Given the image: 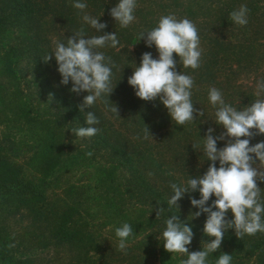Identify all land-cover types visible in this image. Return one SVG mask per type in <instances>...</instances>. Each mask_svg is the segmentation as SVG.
<instances>
[{
  "label": "trees",
  "instance_id": "1",
  "mask_svg": "<svg viewBox=\"0 0 264 264\" xmlns=\"http://www.w3.org/2000/svg\"><path fill=\"white\" fill-rule=\"evenodd\" d=\"M98 1L102 2L104 0ZM41 2L43 8H41ZM74 2L75 0H0V122L5 127L19 124L20 130L26 131L21 138L24 139L27 136L25 139L29 138L27 141L30 140L31 143L30 146H27L30 154L28 163H19L16 159H13L16 155L18 158L20 153L19 149H12L16 143L14 137L8 135L6 138L0 139V212L6 216H15L25 210L30 215L35 216L36 220L42 221L45 219L47 221L46 225L51 226L47 234H36L37 241H34L35 245L30 247L29 250L38 249L40 245L42 247L39 249L42 250L60 244L69 248H76V250L83 248L82 254L85 256L87 255V249L84 250V241L86 237L91 239L89 233L93 235L87 219L91 216V212L89 210L82 211L86 195L79 196L78 190L84 193L87 192L90 200H94L96 206H101L100 215L106 224L112 225L114 229L120 227L123 223H129L133 227V235L128 238V243L135 241L137 237L148 235L149 231L159 228V226H166L165 221L171 215H177L179 221L181 223L184 222L181 214L176 212L174 208L169 207L165 213H160L159 216H143L144 210L141 208L146 209L145 205H143V197L144 199L151 198L152 202H150L153 207L166 208V200L160 197L153 189L141 174L145 171H140L138 167L143 166V169L148 171L161 168V154H158V157L156 156L153 150L154 145L162 144L163 140L171 144L170 139H172L173 135H178L179 133L190 135L191 132H194V138H201L200 131L203 128L200 126L203 125H199L197 122V128L193 122L182 126L176 125L159 98L154 101H143L138 98L133 87L127 83L128 78L138 65L134 61L130 62L132 56L127 58L128 56L121 49L123 48L122 46L118 50L108 46L98 49L106 57H110L115 65L112 68L111 78L114 89L108 99L111 103L119 106L118 115L107 110L108 106L103 102L106 97L97 100L103 112L98 110L96 103L91 108L86 109L85 112H80L78 106L82 103L83 97L87 93H84L81 97L71 92V81L66 86L60 84V74L55 72V70L51 72L49 61L45 62L43 60L45 55L49 54L48 52L45 53V47L41 42L45 35L40 34L39 36V33L35 32L43 17L50 16L51 18L62 19L66 13L69 14L74 11L75 8L72 6ZM226 2L227 0H224V4ZM258 2L259 0H248V15L251 18L257 16ZM186 9H188L187 14L195 15L190 6H187ZM227 11L230 10L227 9ZM75 15L74 26L76 32L81 29H87L86 26L88 24L79 20L82 18V13L79 12ZM66 20L69 21L68 25H71V18L69 17ZM227 24L232 25L233 23ZM232 27L242 35L241 37H236L235 41L225 39L224 35L217 33L213 29L209 30L210 37H207L204 32L199 36L204 45V55L202 57V66L194 71V78L197 81L200 76L201 80L191 90L193 106L198 110L201 107L208 111L213 109L209 100H200H202L204 95H208L211 87L222 88L215 80L216 72L218 71L215 66L225 62H230L231 65L235 63L238 67L247 66L251 63L253 64L254 60L259 57V51L254 44L256 40L251 38L250 35L247 36V31L243 30L241 25L240 27L232 25ZM88 33L87 37L93 35V32ZM124 36L125 30L119 45L123 42L126 49L128 42L123 39L125 38ZM12 38L14 42L9 41ZM16 51H19V57L20 54H23L22 58L27 59L26 66L39 71V77L42 82L40 83L38 94L47 96L50 100L46 103L49 106L47 111L48 108H51L54 114L50 111L44 116L43 114L41 115L38 107L35 103H32L31 95L20 87L21 77L18 70V56H14ZM175 56L176 54L174 53L173 57L177 61V72L187 74L190 70H193L183 67L182 63L179 62V57ZM152 58L157 59L158 53L152 52ZM229 88L233 87L229 86ZM221 90L225 92L228 88ZM113 93L117 94L118 98ZM238 95L244 97V99L239 105L235 106L237 110H242L258 99L251 86L245 91L239 90ZM259 98H264V95ZM223 99L229 105L234 103L231 98L223 97ZM229 99H231V103L228 102ZM87 111L93 112L98 119L103 115L98 113H104L105 117L111 116L121 119V124H124L123 132H117L115 128L110 130L109 127L104 128L97 124L95 127L99 131L96 135L90 137L91 141L88 144L89 147L86 148L88 149L87 152L83 150V153L66 154L63 149L64 144L60 141L61 134L68 126L75 127L78 124H84L82 127L87 126L85 124ZM130 122L133 123V128L129 127ZM206 124L209 125V123ZM145 126L149 129V133L153 138L151 136L147 139L144 138L143 129ZM130 133H134L132 139L128 137ZM241 139H244V137H241ZM261 141H264V134L255 135L250 139V146L255 144V142L259 143ZM196 144V147H198L199 143L197 142ZM99 147L108 152L107 162H109L108 167H111V170L105 173L106 176L102 175L95 179L96 181L93 185H90V183L78 186L67 185L68 192L72 197L74 196V199L70 198L72 199L71 202H63V206L59 210H55L49 200V194L54 193L51 188L53 182L62 174L74 172V169L84 167L85 165H82V163L88 160V155L85 154ZM165 147L166 154H168L166 167L169 161L171 165L178 169L182 167L183 158L181 155L179 156L180 160L173 163L176 150L166 144ZM129 169L131 174L127 175V178L123 177L125 180L124 186L127 184L123 194L119 192V195L115 194L116 198L109 197L111 189L105 188L111 187L116 173L121 175V173L123 174V172H126L125 170ZM107 177L109 178L108 180H106ZM105 180L110 183H104L105 188L98 195L99 186ZM131 183L132 187L136 188L133 194L130 193L129 189ZM117 190L118 188L115 189V192ZM112 192L114 191L112 190ZM127 193L129 196H136L135 193H138L136 196L138 201L136 203H129L128 200L130 201V199L126 201L123 197L127 198ZM136 205L140 208L137 215H135L137 213L135 211ZM130 212L135 216H132ZM25 234L26 239L32 238L31 232H26ZM251 237L253 238L245 235L240 239L236 237L233 229H227L220 245L222 250L216 255H214L215 252L209 254L206 264H215L222 253L230 254L232 258L238 254L242 257L256 254L258 264H264V234L257 232ZM87 248H92L90 250L97 249L90 246ZM161 254L163 256L161 259L162 264H166L164 259L166 250L163 244ZM172 257L174 256L172 255ZM39 260L41 258L36 259L31 252L30 254L19 252L18 259L15 261L12 259V262L13 264H41L42 262Z\"/></svg>",
  "mask_w": 264,
  "mask_h": 264
},
{
  "label": "rangeland",
  "instance_id": "2",
  "mask_svg": "<svg viewBox=\"0 0 264 264\" xmlns=\"http://www.w3.org/2000/svg\"><path fill=\"white\" fill-rule=\"evenodd\" d=\"M87 4L86 9L81 12L80 10L74 9L71 13H66L65 17L62 19L51 18L50 16H45L39 22V25L35 32L41 35H45V37L41 40L45 47V53L54 51L56 42L67 43V38L77 33L74 26V15L76 13L81 12L82 16L86 13L92 17L98 18V22L105 23L107 27L100 32H96L91 28L90 25H87V29H83L85 38L89 34L88 32H93L92 36L102 35L106 32L113 33L115 32L118 40L122 39V34L124 35L125 30V41L128 42L126 44V49L124 48V43L118 44L116 50H118L121 46L123 53H125L127 58L132 56L130 62L134 61L139 66L141 62V56L145 52H150L152 54H157V50L155 46L148 47L145 44L144 39L138 40L139 34L142 32L149 31L157 26L159 19L162 16H166L169 14H173L177 19L187 18L191 20L197 27L198 35H202L204 32L207 37H210V29L215 30L217 33L224 35L225 39H230L235 41L236 37H241L238 31L232 27H240V25L235 24L230 19V13L234 10H238L241 5L248 4V0H227L224 4V0H136V8L134 10L135 20L126 28H121L118 22L109 15V10L118 3V0L107 1L104 0L102 2L98 0H81ZM41 8H43L42 2ZM182 4V5H181ZM187 6H190L191 10L194 11L195 15L191 16L187 14L188 9ZM230 11H227V9ZM70 15V16H68ZM264 0H259L258 2V10L257 16L252 17L247 14V22L246 25H243L241 28L246 30V35L249 36L256 41L254 44L256 45V49L259 51L257 57L258 59L254 60V63L250 65L237 66L235 63L231 65L230 62H225L215 66L217 68V76L216 81L221 85L222 88H218L222 93L223 97L231 98L234 103L231 105L235 108L236 105H239L244 97L238 95L239 90L245 91L250 86L253 87L254 93H256L257 83L260 81H264ZM76 16V15H75ZM81 16V17H82ZM71 18V25H68L69 21L67 18ZM79 17V16H76ZM66 20V21H65ZM83 21L82 18L79 19ZM227 23H233L232 25H228ZM80 25V24H76ZM91 36V37H92ZM14 38V36H12ZM13 38L9 41L14 42ZM124 41V40H123ZM6 42V38H5ZM200 48L202 50L201 62L200 66H202V57L204 55V45L202 39L200 40ZM121 50V51H122ZM18 52L16 51L15 57L18 56ZM23 54H20V57H17V63H19V76L20 79V87L27 91L29 95H31L32 103L38 107L39 113L43 116L44 114L49 113L50 111L54 114V111L46 105L48 101H50L46 95H39V90L41 86L42 79L39 77V71L36 69H31L29 66H26L27 59L22 58ZM177 57V56H175ZM154 59V58H153ZM50 71H57L58 65L56 64L54 55L51 60H49ZM198 69V68H197ZM118 70V69H117ZM196 70V69H195ZM190 70L187 75L191 76L194 80V85L199 84L201 78L199 76L198 80L195 81L194 71ZM119 73V72H118ZM193 85V86H194ZM66 86V85H64ZM232 86L233 88H229ZM72 87V85L70 86ZM223 92L221 89H226ZM209 93V92H208ZM115 96L118 95L113 93ZM84 92H81L79 96H83ZM231 99L228 100L231 103ZM208 95H204L202 100L207 101ZM97 108L99 111H102V108L99 104V101L96 102ZM119 110V106L114 104ZM197 106V105H196ZM36 107V108H37ZM213 109L208 111L207 109L201 110L204 115L199 116L194 113V120L192 121L197 128L196 122L203 128L201 130V138H194V132H191L190 135L186 133H179L178 135H173L172 139H170L171 144L165 142L163 140L162 144L154 145V152L158 157L161 154L162 166L161 168H155L154 171H148L147 169H143V166H139L138 169L144 170L141 174L146 178L149 184L153 187V189L166 200V208L163 207H153L151 204V198L143 197V205L146 209L144 210V217H151L152 215H157L158 209H163L161 213H165L168 208L167 200L172 195V189L170 188L171 183H176L178 185L186 183V181L190 178H195L197 176H202L209 167L211 161L207 160L206 155L204 154V140L205 133L209 127L214 129L212 133L213 136H219L222 132L225 131L221 125L216 124L215 111L216 109L212 106ZM103 112V111H102ZM101 115L99 121V125L105 127H109L111 129H116L117 132H123L124 124H121V119H117L111 116H106L104 113H98ZM131 115V114H126ZM196 115V116H195ZM104 116V118H103ZM206 123H209L206 124ZM188 124H191L189 122ZM19 125V124H18ZM18 125H13L9 127H5L0 122V139L6 138L8 135L14 137L15 146L12 149L20 150V153L15 156V158L19 163H28V159L30 154L28 152L27 146H30V140L25 139L27 136L21 138L26 131L20 130ZM84 124H78L77 126H71L62 132L60 141L64 144V151L66 154L72 153H83L87 152L89 146V142L91 138H79L74 135L71 131L72 129H76L82 127ZM192 125V126H194ZM133 128V123L130 122V126ZM6 130V131H5ZM134 134V133H133ZM133 134L130 133L128 137L130 139L133 138ZM227 137L225 140H217V148H223L227 142ZM7 141V140H6ZM11 141V140H10ZM93 141V140H92ZM8 142V141H7ZM25 142V144H23ZM199 143L198 147L196 143ZM173 147L176 150L175 159L173 163L177 162L179 156L183 158L182 167L179 169L171 165L170 161L168 166L166 167V160H168V154H166V147ZM256 144V142H255ZM252 144V145H255ZM251 145V146H252ZM66 147V149H65ZM86 149V150H85ZM147 149V148H146ZM149 150V149H148ZM92 155L88 156V160L82 165L84 167H79L74 169V172H69L67 174H62L59 178L53 182L54 193H50L49 200L53 204L55 210H59L63 206V202H71L74 199L71 194L68 192L67 185H82L86 183H90L93 185L95 183V179H98L99 176H106L105 173L111 170V167H108V152H105L103 148L99 147L91 150ZM159 154V155H158ZM86 155V154H85ZM216 167H219V162H216ZM126 172L116 173L115 180L113 181L111 187L105 188L104 183L109 184L110 182H106L109 178L107 177L105 181H102L101 186L98 189V195L101 193L102 189H111L109 192V197H115L119 195L126 189L127 184L124 186V178H127V175L131 174V170H125ZM183 172H185L183 174ZM148 173V174H147ZM151 173V175H150ZM124 177V178H123ZM178 178V180H177ZM132 180V179H131ZM177 180V181H176ZM98 181V180H97ZM110 181V180H109ZM257 186L261 189L260 199L261 202L264 203V181H257ZM115 192V189H117ZM130 193L133 194V191H136V188L129 186ZM112 190L115 192H112ZM111 193V195H110ZM79 196L86 195V199H84V210H89L91 212V216L88 217L89 228L93 231V235L91 233V239L87 238L84 241L85 249H87V255H83V248H69L64 245H56L55 247L39 249L42 246H38V249L29 250L30 247L35 245L36 234H47L48 230H50L51 226L46 225L47 221L44 219L42 221L36 220L35 216L30 215L25 210H22L15 216L10 215L6 216L4 213L0 212V264H13L12 259L15 261L19 257V252L31 254L37 258H41V264H162L161 259L163 258L161 254L162 249V232L166 226H159V228H155L152 231H149L148 235H144L142 237H137L135 241L128 243L125 251L118 250L119 239L115 235V229L112 225L106 224L102 216L100 215L101 206H96L94 200H90L87 192H81L78 190ZM137 196L138 193H135ZM124 196V195H122ZM131 196V195H130ZM127 193V198L124 196L123 198L130 199L129 203H136L138 198L136 196H131ZM190 197L199 199L200 194L198 191L186 193L184 197L178 202L179 208L174 210L181 214L182 220L184 224L192 227V231L194 233L192 242L190 245H187L189 253L193 251H200L204 248L206 242H210L212 237L205 236L203 233L204 222L207 218L206 213H201L199 217L191 219V213L199 211V209L194 208L190 203ZM72 198V199H70ZM215 197H211L207 202L211 204ZM151 201V202H150ZM151 204V205H149ZM155 206V205H154ZM137 208V210H136ZM215 210V209H213ZM135 211L138 214L140 208L135 207ZM131 213V212H130ZM132 216H135L131 213ZM232 219V213L229 210L226 215V219ZM264 219V216H262ZM103 220V221H102ZM195 224V225H194ZM200 225V226H199ZM234 230V229H233ZM26 232H31L32 238L26 239ZM262 233V232H260ZM264 234V233H263ZM248 236V235H247ZM253 238L251 236H248ZM29 238V237H28ZM35 241V242H34ZM97 248L95 250H90L92 248ZM97 246V247H96ZM26 247V248H25ZM222 250V247L214 253L216 255L218 252ZM230 250V248H229ZM19 251V252H16ZM16 252V254H15ZM172 255L174 257H172ZM176 255V256H175ZM186 254H178V253H169L166 251V264H180L183 259H186ZM171 259V260H170ZM169 260V262H167ZM231 264H258V257L256 254L246 255V257H242L239 254L232 258Z\"/></svg>",
  "mask_w": 264,
  "mask_h": 264
},
{
  "label": "clouds",
  "instance_id": "3",
  "mask_svg": "<svg viewBox=\"0 0 264 264\" xmlns=\"http://www.w3.org/2000/svg\"><path fill=\"white\" fill-rule=\"evenodd\" d=\"M72 6L83 12L87 4L75 0ZM136 6V0H118L109 10V15L121 28H126L135 20ZM248 12L247 6L241 5L238 10L230 13V19L237 25H246ZM82 19L96 32L107 27L105 23L98 22V18L86 13ZM140 39H144L148 47L155 46L158 58L153 59L150 52L142 54L140 65L135 67L127 81L135 90V95L143 101L159 98L176 125L192 122L194 113L203 116V111L193 106V78L176 71L177 61L173 57L175 53L185 68L195 70L200 67L202 50L196 25L187 18L177 19L175 15L169 14L162 16L153 29L140 33L137 41ZM118 44L115 32L85 38L84 30L81 29L68 37L66 44L56 42L54 51L45 55V62L54 55L61 85L71 81V92L77 95L87 93L78 106L80 112H85L97 100L106 97L103 102L108 106L107 110L118 115L117 107L108 99L114 89L111 78L115 65L110 57L98 51L106 46L115 48ZM255 94L258 99L242 110H237L225 103L217 88L209 89V102L216 109L215 123L225 131L219 136H213L214 129H207L203 138L204 154L212 163L202 176L190 178L180 185L171 183L172 195L167 205L178 209V202L186 193L198 191L199 199L190 197L191 205L199 209L191 213V219L206 213L203 233L214 239L206 242L202 250L189 253L186 246L192 242V228L181 223L177 215H171L166 219V227L162 232L163 247L169 253L186 254L187 258L180 264H206L209 254L220 248L227 229H234L236 237L240 239L245 235L264 233V203L260 199L261 189L257 186L258 180L264 181V141L250 146L253 136L264 134V98H259L264 95V81L257 83ZM85 124L87 126L71 130L76 137L90 138L99 131L95 127L99 119L91 111L86 112ZM143 132L145 139L151 136L147 126ZM226 137L225 146L218 149L217 140H225ZM86 155L91 156L92 153ZM217 161L219 167H216ZM213 196L215 199L206 206ZM229 210L233 216L231 220L226 219ZM162 211L158 209L157 216ZM115 235L119 239L118 250L125 251L127 240L133 235V227L123 223L115 229ZM231 261L230 254L222 253L215 264H231Z\"/></svg>",
  "mask_w": 264,
  "mask_h": 264
}]
</instances>
